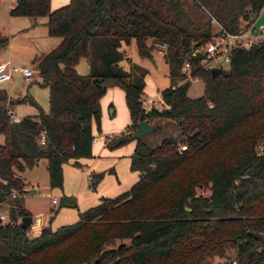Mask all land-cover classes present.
I'll return each instance as SVG.
<instances>
[{"label":"trees","instance_id":"16d2710c","mask_svg":"<svg viewBox=\"0 0 264 264\" xmlns=\"http://www.w3.org/2000/svg\"><path fill=\"white\" fill-rule=\"evenodd\" d=\"M181 1L67 0L54 10L49 0L13 1L10 17H44L46 34L59 43L36 65L48 93L46 111L24 96L18 102L36 115L11 123L0 95V206L8 205L7 220L0 221V264H207L230 249L236 264L264 262V142L256 150L264 138V40L233 49L226 76L212 77L201 63L203 45L218 30H247L264 0H191L207 17L202 26L185 15ZM132 40L142 58L151 57L152 43L165 45L170 85L159 96L166 108L142 109L147 72L123 54ZM80 59L86 75L74 69ZM104 79L122 89L130 119L128 135L105 146L128 142L142 120L154 131L173 121L178 138L155 147L134 140L129 170L136 181L127 191L99 197L73 223L46 226L28 238L18 222L29 216L23 198L10 199L9 192L27 187L19 173L40 159L49 187L60 188L62 165L78 166L91 156V121H97ZM193 79L202 82L203 95L190 99ZM99 178L91 175V186Z\"/></svg>","mask_w":264,"mask_h":264},{"label":"rangeland","instance_id":"374dc122","mask_svg":"<svg viewBox=\"0 0 264 264\" xmlns=\"http://www.w3.org/2000/svg\"><path fill=\"white\" fill-rule=\"evenodd\" d=\"M66 2L67 0H49V8L50 10H54ZM181 3L185 15L196 26L205 24L207 21L206 15L199 8L195 7L191 0H182ZM8 4L9 0H0L1 14H4ZM24 19L26 21H37L35 20L37 18ZM252 24L256 29L264 27L262 26L264 24V14H262V11L254 18ZM2 28L6 29V26L1 15L0 32L3 31ZM211 29L212 32H216L217 26L212 23ZM52 39H56L57 44L59 43V38L52 37ZM0 40L4 41L3 45H1L2 43L0 44V47L3 48L6 45L7 35L5 37H1L0 35ZM123 54L128 61L141 66L147 72L144 77V88L141 95L142 109L144 111L150 108L163 109L164 104L160 100L159 92L170 85L166 61L155 53L154 49L150 52V58L138 56L133 40L123 48ZM15 58L16 60L23 59L20 55H15ZM26 65L32 73L29 81L23 80L19 76L20 74H12L9 83L4 82L0 84V95L5 97L10 86H12L11 98H15L13 92L16 90H23L22 92H25L23 94H26L28 89L33 90L36 93L37 100L42 103L43 111H46L48 107V93L46 88L39 85L40 77L37 71V62L31 61ZM210 67L226 68V65L221 62H210L207 64V68ZM74 69L80 75L88 73V67L84 59H80ZM23 94L19 96L23 97ZM202 95V82L199 79L191 80L186 89V96L194 99ZM17 105L19 103L12 102L9 106L15 116H18V112L14 109ZM157 125L159 126L158 130L142 137V141L149 147L157 146L163 138H178V131L173 121H162ZM129 126L130 119L124 103L122 89L118 85L107 87L98 100L97 121L94 119L91 121L92 137H105L109 135L113 140H116L121 135H128L126 129ZM2 141L3 139L0 136V145ZM263 142L264 138L257 142V151L261 150ZM133 146V141H128L123 145L113 148L102 145L100 141L91 143V156L89 158L79 159L77 161L78 166L72 165L70 161L62 165V185L60 188L49 187L46 165L43 159H40L30 168H24L19 175L24 183H26L28 190H35L34 194H28L23 201V209L32 219V223L27 227L29 238L36 236L34 234L38 233L43 227L48 226L54 230L59 226L73 223L76 221L78 213L93 206L101 196L112 198L127 191L136 180V174L129 170V156L132 153ZM95 174H100V178L91 186L90 176ZM196 194L207 196L208 192L204 189H197ZM65 199H74L76 204L73 207H66L63 204ZM52 200L54 201L53 203ZM6 209L7 207L2 205L0 213L6 211ZM4 220H7L5 213ZM118 243L116 241L115 245ZM123 243L128 244V241H123ZM232 261H234V250L230 249L224 259L213 258L207 264H232Z\"/></svg>","mask_w":264,"mask_h":264},{"label":"crops","instance_id":"0c3cea01","mask_svg":"<svg viewBox=\"0 0 264 264\" xmlns=\"http://www.w3.org/2000/svg\"><path fill=\"white\" fill-rule=\"evenodd\" d=\"M8 5H7V9L9 10ZM7 9L5 10L4 14L0 13L2 15V18H3V20L5 22V26H6V29L2 28L3 31L0 32V35H1V37H5L7 35L6 45L3 48L0 47V49H1L0 50V63L8 62L9 64H11L13 66L27 67L26 64H28L31 61L37 62L41 56H43L44 54L49 52L51 49H53L57 45V40L52 39V37H49L46 34L45 18L44 17L35 19L37 21H28V20L26 21L24 18H27V17H10L8 15ZM262 14H264V8L262 9ZM262 26H264V24ZM250 28H251L250 31L252 34H255L258 31V29L254 28L253 24L250 25ZM15 55H17V56L20 55L21 58H23V59L16 60ZM152 62H153V60H152ZM12 63H17V64H12ZM19 76H21V75H19ZM10 80H11V78H10ZM23 80L29 81V79L27 80L24 78H23ZM9 81H8V83H9ZM22 91L23 90L14 91L13 95L15 98H11L10 96L12 95V86H10L8 88V93L5 94V97H6L5 98L6 99L5 107L12 114H13V111L9 108L10 103H12V102L19 103V105H17L14 108L15 111L18 112V116H16V117L19 120L25 116L36 115L35 108L33 106H31L29 103H27L25 101H24V103L18 102V100H20L24 96L30 98L32 101H34L43 110L42 103L37 100L35 91L28 89L26 94H23L25 92H22ZM20 94H23V97L19 96ZM20 104H22V105H20ZM164 108H166V106H164ZM81 174H82V172H81ZM135 179H136V177H135ZM28 194H33V193L28 192L27 195ZM26 196L23 197V201L26 198ZM97 202H98V200H97ZM97 202L95 204H97ZM75 204H76V202L74 203V205ZM2 205H5L8 209L7 204H2ZM1 206H0V209H1ZM7 209H6V211L2 212L3 215L5 213L7 216ZM18 222H19V220H18ZM30 223H32V219H31ZM37 234L38 233H35L34 235H37ZM33 237H35V236H33ZM28 238H29V236H28Z\"/></svg>","mask_w":264,"mask_h":264},{"label":"built area","instance_id":"2783aa9c","mask_svg":"<svg viewBox=\"0 0 264 264\" xmlns=\"http://www.w3.org/2000/svg\"><path fill=\"white\" fill-rule=\"evenodd\" d=\"M14 0H9L8 7L10 8L13 4ZM250 27L245 30L241 31L237 34H228L225 31L218 30L217 34L211 38L209 42H207L202 47V55L203 58L201 59V63H210V62H221L224 65H227L229 61V55L230 52L233 49L236 48H242L247 49L251 47L252 45L264 40V27H261L258 29V31L255 34H252L250 31ZM152 47L159 56H163L165 53V45L163 43H152ZM222 68V67H220ZM181 71L185 73L186 77H188V64L184 63ZM20 74L24 79H30L32 73L27 67H19V66H13L9 64L8 62L0 63V84L4 82H8L11 78L12 74ZM9 116V121L11 123H16L19 121V119L14 116L9 110L7 112ZM112 138L107 135L105 137L99 136V137H92L91 143H95L97 141H100L102 145H105L109 140ZM38 143L40 145H44V137L41 135L39 137ZM180 150H183L184 147L180 146ZM262 150V148H261ZM259 150L258 152H260ZM28 193V188L23 187L21 188V192H18L14 189L10 190L9 192V198H23ZM54 201H52L53 203ZM0 221L2 223L5 222L4 215L0 213ZM235 261H232V264H234ZM264 264V262L262 263Z\"/></svg>","mask_w":264,"mask_h":264},{"label":"water","instance_id":"95a60500","mask_svg":"<svg viewBox=\"0 0 264 264\" xmlns=\"http://www.w3.org/2000/svg\"><path fill=\"white\" fill-rule=\"evenodd\" d=\"M209 73L212 77H218V76H226L228 74V69L226 68H220V67H210L209 68ZM117 85L116 81L113 79H104L100 84L99 88L104 91L107 87L110 86H115ZM154 127L149 125L145 120H142L138 123H136L134 130L132 131L129 141H134V140H139L144 135L153 132ZM29 193H35V190L30 189L28 191ZM75 201L74 199H65L63 201L64 206L66 207H72L74 205ZM189 210L186 209V212ZM31 222V217L30 216H24L19 219V226L23 229L27 228Z\"/></svg>","mask_w":264,"mask_h":264}]
</instances>
